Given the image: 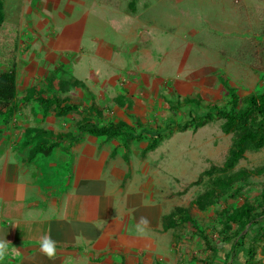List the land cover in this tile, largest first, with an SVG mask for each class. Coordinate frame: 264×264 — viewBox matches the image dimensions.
<instances>
[{"label":"rangeland","instance_id":"374dc122","mask_svg":"<svg viewBox=\"0 0 264 264\" xmlns=\"http://www.w3.org/2000/svg\"><path fill=\"white\" fill-rule=\"evenodd\" d=\"M217 1L208 10L223 13L220 23L208 22L203 10L200 21L193 17L192 33L178 22L153 32L155 24L146 22L124 32L119 45L99 34L97 47L57 53L50 46L62 23L48 0H3L0 73L14 71L16 99L0 114V143H20L15 152L32 159L39 143L55 150L87 121L124 123L136 132L168 124L156 139H130L124 131L81 140L153 182L167 212L164 225L173 228V264H264V146L247 150L230 168L237 135L214 110L227 108L235 95L237 111L247 97L264 93V0ZM153 42H163L164 52L153 51ZM39 97L52 105L44 108ZM64 104L73 107L60 116ZM210 109L212 117L198 127ZM240 210L256 225L230 222ZM246 232L242 252L228 257ZM251 248L256 255L248 262Z\"/></svg>","mask_w":264,"mask_h":264},{"label":"crops","instance_id":"0c3cea01","mask_svg":"<svg viewBox=\"0 0 264 264\" xmlns=\"http://www.w3.org/2000/svg\"><path fill=\"white\" fill-rule=\"evenodd\" d=\"M209 4L219 2L48 0L47 6L56 8L50 11L57 12L62 23L50 47L57 53L90 49L97 47L99 34L119 45L124 32L146 22L155 24L153 32L178 22L192 33V21L195 17L200 21L204 13L208 22L220 23L223 13L214 14ZM163 44L153 42L151 48L159 52ZM19 147L20 143H0V240L8 241L0 264L175 262L173 228L165 229L167 212L150 179L123 171L109 150L83 139L68 138L49 154L32 159L15 152ZM45 234L56 241L53 259L38 248Z\"/></svg>","mask_w":264,"mask_h":264},{"label":"trees","instance_id":"16d2710c","mask_svg":"<svg viewBox=\"0 0 264 264\" xmlns=\"http://www.w3.org/2000/svg\"><path fill=\"white\" fill-rule=\"evenodd\" d=\"M4 19L3 12V0H0V26ZM16 99V75L14 71L11 72H3L0 73V114H2L3 109L9 110L10 103H12ZM38 101L42 106L48 109L52 103L48 99L43 97H39ZM247 106L245 108L235 110L237 105V97L233 96L232 104L227 106L224 110H218L215 108L214 110L217 114L222 115L226 122L225 128L227 132H235L237 135V141L232 150V158L230 159V163L228 166L231 168L239 160H241L247 150H256L260 149L264 146V93L254 96L251 95L247 97L245 100ZM188 103L197 104L196 101L187 100ZM73 106H68L64 104L63 106H59L58 113L60 116H65L69 110H71ZM13 110H10V114H12ZM211 109L204 117L198 118L199 121L197 123L198 127H202L205 125V120L211 118ZM168 125V124H167ZM159 130H141L140 132H136L130 129L126 124H111V125H103L99 126L92 122H84L78 126V134L70 136L69 139L71 142H78L85 135L89 134L94 137H106V138H114L120 134L126 132V136L130 139H140L143 134H147L153 139L160 138L165 131H167L168 126ZM189 125V122L181 125V128H185ZM125 131V132H124ZM66 138H61L60 140H65ZM59 140V141H60ZM55 144V142H54ZM44 145V144H43ZM42 144H38L33 151V155H37L39 153L49 154L54 147L52 145H46L45 148ZM264 172V170L262 171ZM246 175V173H244ZM249 211L240 210L234 212L228 219L231 222L240 223L242 227H245L249 223L254 222L253 225H256V219H249ZM246 218V222H242V219ZM252 226V225H251ZM169 226L166 225L165 229L167 230ZM251 229V228H250ZM261 237L264 239V226H261ZM248 232V231H247ZM247 232L242 235V239L239 242L232 243L231 249L226 254L228 257L232 253L238 252L239 254L242 252V248L244 247V241L247 238ZM240 235V232L239 234ZM229 241L231 239H228ZM256 255V249L251 248L248 252V262L253 260Z\"/></svg>","mask_w":264,"mask_h":264},{"label":"clouds","instance_id":"9594fccd","mask_svg":"<svg viewBox=\"0 0 264 264\" xmlns=\"http://www.w3.org/2000/svg\"><path fill=\"white\" fill-rule=\"evenodd\" d=\"M8 241L0 240V256L7 252ZM39 251L48 259H53L57 252L56 241L49 235L45 234L38 241Z\"/></svg>","mask_w":264,"mask_h":264}]
</instances>
